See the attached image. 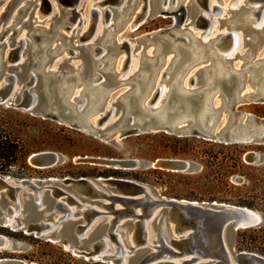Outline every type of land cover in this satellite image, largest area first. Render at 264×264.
I'll use <instances>...</instances> for the list:
<instances>
[{"label":"water","instance_id":"water-1","mask_svg":"<svg viewBox=\"0 0 264 264\" xmlns=\"http://www.w3.org/2000/svg\"><path fill=\"white\" fill-rule=\"evenodd\" d=\"M54 1L58 4L61 15L69 14V17L60 26L56 27L52 23L46 28L42 23L54 13L57 5ZM83 1L0 0V45L5 43L9 35L17 39L14 46L0 51V66L15 68L6 73L0 72V104L113 141L143 133L165 132L179 136H197L225 144L264 143V121L244 126L243 118L238 117L235 111L236 107L249 103L264 104V85L261 83L264 79V67L260 64L263 59H256L257 54L264 48V24L256 26L253 18L257 17L258 20L261 17L264 0H251L259 3L257 6L246 2L244 7L230 8L227 11L233 13L230 18H227V14L224 15L227 18L224 20H230L226 23L228 31L240 32L241 29L243 43L233 57L222 61L223 69L220 74L216 59L208 54V48L204 49L203 55L207 57V62L201 61L200 56H194L189 48L194 31L188 30L187 36H184L182 31L185 27L175 32L161 30L152 33L149 38L159 41L161 49L155 50L153 56H142L141 66L136 71L132 67L126 76L121 68L118 69V58L104 60L107 53L102 54V51L108 52V48L115 46V54L124 52L129 57V52L133 50L132 45L127 41L117 43L115 33L123 28L138 0H134L129 14L121 7L124 0L107 1L119 11L120 20L118 25L113 23L115 31L105 29L107 35L102 45H95L92 41L98 28L97 9L92 10V16L95 15L96 18L91 34L83 38L79 34V27L84 24V19L78 7ZM142 1L144 5L137 19V28L154 15L178 17V12L189 10L196 15L194 29H204L214 21L215 14L211 12L220 15L224 10L222 6L214 5L210 11V0H204V8L200 0H177L176 5H173V0L169 5L168 0ZM109 9L106 7L103 11ZM112 13L114 18V11ZM29 14L35 24L34 31L22 34V30H18L17 26L13 27V24L15 21L20 23ZM55 17L56 15L51 19L54 20ZM12 19L14 22L9 25ZM68 22L77 26L66 27ZM63 29L71 34L65 35ZM70 36L77 40L76 47L80 49L83 57V63L77 69L71 67L72 63H68L66 66L70 67L66 69L61 68L58 63L55 64L56 58L62 52L58 45L52 46L53 39L58 37L67 40ZM247 45L250 48L243 52V47ZM67 51L72 62L78 52L72 48ZM165 53H174L169 68L164 72L169 78L160 81L170 91L159 107H151L145 103V99L148 98L149 91L154 89L158 74L167 61L165 57L160 58ZM240 57L244 59V65L237 69L234 61ZM183 60L190 63L177 73ZM203 64L198 69L200 76L194 73L197 78L195 88H191L188 95L179 94L178 85L187 73ZM99 77L102 80L97 85L95 83ZM71 79L76 82L70 84ZM109 80L114 85H128L129 89L120 95L118 109L112 105L100 114L110 94L106 93L103 86ZM128 80L131 81L127 82ZM247 83L254 85V90H247ZM77 87L82 89L75 94ZM97 88L103 91V95L91 107L88 89ZM212 91L215 92L208 95ZM217 95L222 101L220 107L214 106ZM82 97H85L84 106L79 107ZM168 98H173L175 104L170 103L171 109L167 110L164 106ZM204 108L208 112L201 118L200 113ZM119 110L122 112L121 124L114 133H103ZM224 112L230 113V118L217 131ZM212 117L214 122L210 123ZM60 159L57 152L42 151L32 154L29 162L35 168H49L57 165ZM259 159L260 155L256 152L245 156L248 163H255ZM84 161L94 165L114 166L117 169L140 164L139 161L93 157H87ZM151 165L171 172H187L193 168L191 162L181 159H160ZM95 182L112 188L114 194H98L91 181L85 177L39 180L14 179L0 175V227L22 231L38 239L44 238L47 242L60 243L78 257L106 264H264V256L260 254L235 252L232 241L238 231L261 225L262 217L258 211L218 202L166 197L152 200L147 196L137 199L133 196L146 193L141 183L121 180L104 182L101 179ZM82 184L92 194L78 190V186ZM73 197L80 202L73 201ZM103 197L112 202L111 207H107L109 211L96 209L92 203L84 201L95 202ZM116 204L125 208L115 209ZM49 208L51 215H56V218L50 219L45 215ZM102 208L105 209L104 205ZM158 208L166 212L160 220L159 214L152 220ZM106 216L112 218L101 221ZM122 221L128 224L127 230H121ZM170 225H173V229ZM152 233L156 234L152 236ZM9 247V238L0 233V251ZM0 264L30 263L17 258H0Z\"/></svg>","mask_w":264,"mask_h":264},{"label":"rangeland","instance_id":"rangeland-1","mask_svg":"<svg viewBox=\"0 0 264 264\" xmlns=\"http://www.w3.org/2000/svg\"><path fill=\"white\" fill-rule=\"evenodd\" d=\"M101 0H84L78 7L81 17L84 19V24L79 27V34L84 33L87 26L90 24L92 10L97 9L101 15L103 9L96 6V3ZM187 2L189 0H186ZM233 1V0H232ZM133 0H124L121 7L128 14L131 12V5ZM56 3V1H54ZM229 3L231 0H211L212 5H220L224 8V12L215 17L216 31L212 37H216L220 33L228 30V23L230 20H224L232 17V12H227L230 8ZM57 4V3H56ZM144 3L142 0H138L133 13L129 16V19L124 23L122 29H119L115 33V39L117 43H123V41L129 42L135 53H133V70H137L140 67V58L145 55L153 56L154 51L161 49V44L155 38L151 37L152 33H156L161 30L167 31H178L184 29L182 33L184 36L188 30H193L194 33L200 37L202 31L194 29V20L196 15L186 10L178 12L177 15L173 16H158L154 15L146 19L140 28H132V22L135 16L142 9ZM244 7L245 0H241L238 3V7ZM109 7L114 11V18L112 22L117 25L120 17L118 16V10L116 7L111 5H105L104 9ZM0 9V13H1ZM226 11V12H225ZM227 14V18L224 15ZM56 15L55 19H51L52 16ZM69 14L61 15L58 4L56 5L53 14L49 15L44 20L42 25L49 28L52 23L55 26L63 24ZM31 15L24 17L20 23L14 22L12 19L9 25L13 24V27L17 26L18 30H22V34L34 31L35 24ZM235 20V18H231ZM80 21V18L78 22ZM106 24L101 18L97 28L96 35L92 39L95 45H102L107 31ZM182 24V26H180ZM68 26L73 25L71 22L66 24ZM242 33L241 29H239ZM181 32V31H179ZM65 35H70V31L63 29ZM243 34V33H242ZM187 36V35H186ZM19 38V37H18ZM15 39L13 36H8L5 43L0 45V51L7 47L15 45ZM76 39H72V36L67 40L63 38H54L52 46L58 45L61 49V55L56 58L61 68L66 69L70 66H66L68 63H72L71 67L77 69L78 65L83 63V57L80 54V49L76 47ZM93 44V45H94ZM75 49L78 54L76 59L70 61V55H68V49ZM250 48L249 45L243 47L242 51L245 52ZM107 55L104 60L108 58H118V69L121 68L122 61L126 58V53L115 54L116 47L108 48ZM165 57L167 62L162 67V71L168 68L170 60L174 57V53H165L160 58ZM264 58V48L257 54L256 59ZM155 59V58H154ZM70 61V62H69ZM167 63V64H166ZM190 62L183 60L181 65L177 68V73L181 71L182 67H185ZM166 65V66H165ZM234 65L237 69L244 65V59L240 57L234 61ZM248 64H245L247 66ZM165 66V67H164ZM200 65L193 69L194 73L200 76L198 69L203 67ZM131 67V68H132ZM15 70L14 67L0 66V72L6 73ZM108 76L107 74H105ZM128 80L127 82H130ZM75 79L69 81L70 84L75 83ZM120 84H112L107 81L103 86L106 93L110 92L108 101L104 106V110L100 113L103 114L105 109L114 105L118 107L119 97L129 86ZM82 87H77L75 94H78ZM247 90H254V85L247 83ZM221 99L219 95L214 98L215 107L221 106ZM237 116L243 118L244 126H249L251 123L258 121H264V104L249 103L235 108ZM121 114L119 110L118 115L114 117L108 126L107 130L103 133H114L118 125L121 124ZM41 118V117H40ZM230 118V113L224 112L219 122L217 131H220L224 125L227 124ZM43 119V118H42ZM48 120V119H43ZM50 120V119H49ZM55 126V147L45 151L57 152L61 159L55 166L49 168H35L27 171V176L24 178H18L13 175H7L14 179H39L48 180L50 178L64 179V178H88L93 182L98 179H107L110 177L118 179L132 180L137 183L144 185L148 191L157 198H170L179 200H189L197 202H218L224 204H231L236 206L248 207L255 211H258L262 217L261 227L262 232H253L242 229L238 231L232 238L233 249L235 252L247 251L254 252L264 256V143L254 142H239L233 144H225L214 141H209L197 136H179L177 134H168L165 132H149L141 135H132L125 139H118L113 141L112 139H104L101 136H96L90 132L70 128L66 124H61L57 121H52ZM46 141H50V135L45 134ZM250 152H256L260 155V159L255 163H248L245 161V156ZM37 153V152H34ZM32 153V154H34ZM31 154V155H32ZM29 156V158L31 157ZM102 158V159H120V160H131L139 161L140 164L136 167L130 168H115L114 166H106L100 164H91L84 161L85 158ZM28 158V163L29 162ZM160 159H181L192 163L193 168L187 172H171L154 168L151 163ZM241 159V160H240ZM31 165V164H30ZM32 166V165H31ZM33 167V166H32ZM96 183V182H95ZM97 184V183H96ZM106 194H114V190L110 187L97 184ZM90 202L98 208H102L105 200H99ZM245 203H253L254 208L244 205ZM1 204V202H0ZM166 211H162V208H158L154 217L158 216L160 220ZM50 208L45 211V215L49 216L50 219L56 218V215H51ZM112 217H102L101 221H109ZM166 218V216H165ZM173 229V225H170ZM10 229V228H9ZM128 224L122 221L121 230H127ZM22 232V231H17ZM26 235V238L21 237H10L5 235L10 240V247L6 250L0 251L15 257H3V258H17L27 261L30 264H85L89 262L83 257H78L73 254L70 250L65 249L60 243L47 242L44 238H35L33 235ZM3 234V233H2ZM156 233H152L154 236ZM30 236L38 239L39 242L31 240ZM253 238V242L251 240ZM251 243V244H250ZM248 245V246H247ZM251 247V249L242 250L241 247Z\"/></svg>","mask_w":264,"mask_h":264},{"label":"bare ground","instance_id":"bare-ground-1","mask_svg":"<svg viewBox=\"0 0 264 264\" xmlns=\"http://www.w3.org/2000/svg\"><path fill=\"white\" fill-rule=\"evenodd\" d=\"M107 1L108 0H102L101 2L97 3V6L104 10V6L105 5H109V3ZM170 1L171 0H168V5H169ZM240 1L241 0H233V1L231 0V3H229V5H230L229 8H237L238 7V3H240ZM177 2H178L177 0H173V5H176ZM246 2H248L249 5L252 4L254 6H257L259 4V3H253V1H251V0H245V5L247 4ZM200 3H201V5L204 8L205 7L204 0H200ZM213 6L214 5L211 4V0H210V5H208V7L210 8V11L213 10ZM142 9L139 11V13L136 14L135 19L132 22V24H134L133 28H137V25H138L137 24V19H138L140 13H142ZM223 12H224V10L221 11L220 15ZM97 13H98V25H99L100 20L102 18L103 21L105 23H107L106 24V29H108L109 31H115V26H114V24L112 22V19H113L112 11L110 9L106 10V11H103L102 15H101V13L99 11H97ZM211 13L215 14L214 18L219 16L215 12H211ZM247 15L250 16L249 13H247ZM95 18H96L95 15L91 16L90 24L87 26V28L85 29L84 33H82V35H81L82 38L88 36L89 34H91L92 26L95 25ZM253 18H255V20H256V22H255L256 26H258V27L262 26L264 24V9H263L261 17L258 20H257V17H253ZM198 30L202 31L201 35H200V37H198L195 33L191 35L192 37H191V43H190L189 48H190V50L193 51L194 56H197V57L200 56L201 57V61L204 60L205 62H207V57L203 56L204 55V49L208 48L209 49V53L208 54L212 58L214 57L216 59V61H215L216 62V66L218 67V73L220 74L222 69H223L222 68V66H223L222 61L233 57V55L240 48H242V43H243L242 35L238 31H228L227 30V31H224V32L220 33L216 37H212L214 32L216 31L215 20L211 22L209 27H206L204 29L200 28ZM125 45H126V43H125ZM126 49L128 50V47ZM104 53H106L105 50L102 51V54H104ZM133 58H134L133 50H131L129 52V57H128V55H126V58H124V60L122 61L121 69L123 70V75L124 76H126L128 74L127 72L131 71V67H132L133 61H134ZM260 64L263 65V67H264V58H263V60H262V62ZM168 68H169V65H168ZM164 72H165V70L162 71V69H161L160 73L158 74L157 82H156V85H155L154 89H152V91H149V96H148L147 99H145V103L149 104L151 107H159L161 101L167 96L168 92L170 91V89L167 87V85L164 82L160 83V81H162V80L164 81L167 78H169V75L168 74H164ZM101 80H102V77H99L96 80L95 84L98 85V83L101 82ZM196 83H197V78L195 77V74H194V72L192 70V71L187 73V75L182 80V83L180 85H178V90L177 91L181 95H188L190 89L191 88H195ZM261 83L264 85V79L261 80ZM148 88H149V86H148ZM88 92H89V95H90V98H91L90 106L93 107L94 104L103 95V91H101L100 88H97V89H93V90L92 89L91 90L88 89ZM214 92L215 91H212L208 95H211ZM263 93H264V89H263ZM84 101H85V97H82V99H81V101L79 103V107L80 106H84ZM170 103H172V105H174L175 104V100L173 98H168V100H167V102H166V104L164 106V107H166L167 110L171 109ZM161 109L162 108H159V110H161ZM167 110H166V112H167ZM207 112H208V109L204 108L203 111L200 113V117L204 118L205 117V113H207ZM213 122H214V117H212L211 120H210V123H213ZM101 180H103L104 182H106V180H110V181L121 180V181H128L130 183H137V182L132 181V180L118 179V178H114V177H110V178H107V179L101 178ZM90 181L92 183V186L94 187V189L97 191L98 194H101L103 196L104 195H108L95 182H93L92 180H90ZM144 188L146 190V193L134 195L133 198L144 199L147 196V197H150L152 200H155V197L148 191V189L145 186H144ZM78 190H80L82 192H85L86 194L87 193L88 194H92V192H90L87 189V186H85V184L79 185L78 186ZM127 196H129V195H127ZM60 198H62V196ZM72 199L75 202H80L79 199H76L74 197ZM96 200H98V201L99 200H105V202H103V204H102V205H104L105 209L104 208H98L97 206L93 205L94 208L99 209V210H104V211L108 210L109 211L108 208L111 207V203H112L111 201H109L105 197L99 198V199H96ZM114 208L115 209H124L125 207L123 205L116 204L114 206ZM137 212L139 213L140 210L138 209Z\"/></svg>","mask_w":264,"mask_h":264},{"label":"trees","instance_id":"trees-1","mask_svg":"<svg viewBox=\"0 0 264 264\" xmlns=\"http://www.w3.org/2000/svg\"><path fill=\"white\" fill-rule=\"evenodd\" d=\"M55 126L52 120H43L29 112L9 108L0 104V175H13L18 178L27 176L28 170H33L28 163L29 156L34 152H42L55 147ZM50 135V141H46L45 134ZM241 160V159H240ZM244 205L254 208L253 203ZM247 231L262 232L263 227L257 226L246 229ZM0 233L16 238H26L22 232H16L9 228L0 227ZM34 242L38 239L30 236ZM252 242L254 241L251 238ZM251 244V243H250ZM248 246V245H247ZM241 247L251 249V247ZM15 257L0 252V258ZM85 264H106L102 261L90 260Z\"/></svg>","mask_w":264,"mask_h":264}]
</instances>
